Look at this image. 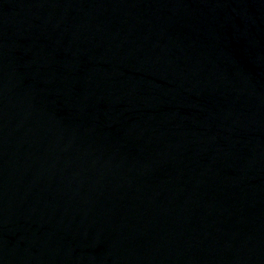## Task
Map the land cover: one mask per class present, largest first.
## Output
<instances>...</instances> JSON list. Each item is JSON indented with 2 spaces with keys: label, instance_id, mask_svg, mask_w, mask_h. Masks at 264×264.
Here are the masks:
<instances>
[{
  "label": "water",
  "instance_id": "95a60500",
  "mask_svg": "<svg viewBox=\"0 0 264 264\" xmlns=\"http://www.w3.org/2000/svg\"><path fill=\"white\" fill-rule=\"evenodd\" d=\"M0 264H264V0H0Z\"/></svg>",
  "mask_w": 264,
  "mask_h": 264
}]
</instances>
